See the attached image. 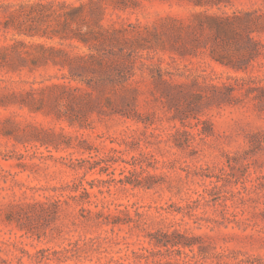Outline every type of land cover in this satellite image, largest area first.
I'll use <instances>...</instances> for the list:
<instances>
[{"label": "rangeland", "instance_id": "374dc122", "mask_svg": "<svg viewBox=\"0 0 264 264\" xmlns=\"http://www.w3.org/2000/svg\"><path fill=\"white\" fill-rule=\"evenodd\" d=\"M0 264H264V0H0Z\"/></svg>", "mask_w": 264, "mask_h": 264}, {"label": "trees", "instance_id": "16d2710c", "mask_svg": "<svg viewBox=\"0 0 264 264\" xmlns=\"http://www.w3.org/2000/svg\"><path fill=\"white\" fill-rule=\"evenodd\" d=\"M83 9H84V6L74 9L73 12L77 14L75 18V22L77 23L79 22L80 17H78V14L81 13ZM212 19L214 21V24L217 27L231 24L234 21H245L248 24L252 22L251 14H246L245 18H239L237 16L236 17L212 16ZM80 20L84 22V19H82V17ZM99 28H101L100 31L91 32L90 38L86 37L85 35L78 34V35H75L73 39H76L85 45H88L93 41L102 43L104 34L106 32H102L103 28L101 26ZM10 48L13 49V47H10ZM37 48H39L41 51L36 55H33L29 50H25L23 53L19 54V60L21 61V66H26V64L29 63V61L34 66H38L39 64L45 65V64L52 62L55 65L60 64L63 66H68L70 69L72 78H76L77 76H80L83 73H87V72L105 74L108 70V64L104 60V57L101 55L99 56H95L92 54L69 55V54H65L61 50H56V48H53V47L48 48L44 45H37ZM5 49H9V48L5 47ZM52 87L56 88V84L53 85ZM60 87L68 88V86L66 85H61ZM36 93H37L36 90H32L28 92L27 93L28 101H24L23 104L28 106L31 111L41 112L43 111V104H44L43 98L41 99L36 98Z\"/></svg>", "mask_w": 264, "mask_h": 264}]
</instances>
